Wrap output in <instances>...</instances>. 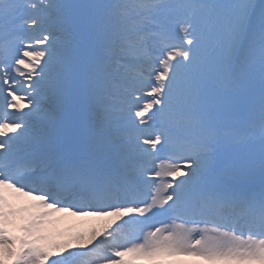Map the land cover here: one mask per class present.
Wrapping results in <instances>:
<instances>
[{
	"label": "snow or ice",
	"instance_id": "6c2138e0",
	"mask_svg": "<svg viewBox=\"0 0 264 264\" xmlns=\"http://www.w3.org/2000/svg\"><path fill=\"white\" fill-rule=\"evenodd\" d=\"M201 262L264 264V0H0V264Z\"/></svg>",
	"mask_w": 264,
	"mask_h": 264
},
{
	"label": "rangeland",
	"instance_id": "374dc122",
	"mask_svg": "<svg viewBox=\"0 0 264 264\" xmlns=\"http://www.w3.org/2000/svg\"><path fill=\"white\" fill-rule=\"evenodd\" d=\"M52 219L54 221H56V223L53 225V231L55 232H60V231H74L73 227L70 226H66L65 224H63V222L61 221V218H55L54 216L52 217ZM63 231V232H64Z\"/></svg>",
	"mask_w": 264,
	"mask_h": 264
},
{
	"label": "bare ground",
	"instance_id": "6f19581e",
	"mask_svg": "<svg viewBox=\"0 0 264 264\" xmlns=\"http://www.w3.org/2000/svg\"><path fill=\"white\" fill-rule=\"evenodd\" d=\"M160 163V161L158 160L157 161V164H159ZM169 179H171L170 177H169ZM69 218L71 219V220H73V221H77V222H80V221H82V220H92V219H94V220H96V219H98V218H94V217H70L69 216Z\"/></svg>",
	"mask_w": 264,
	"mask_h": 264
}]
</instances>
